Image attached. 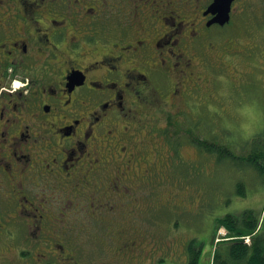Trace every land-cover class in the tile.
Returning <instances> with one entry per match:
<instances>
[{
    "label": "flooded vegetation",
    "instance_id": "af4514ba",
    "mask_svg": "<svg viewBox=\"0 0 264 264\" xmlns=\"http://www.w3.org/2000/svg\"><path fill=\"white\" fill-rule=\"evenodd\" d=\"M180 1L0 0V264H165L158 247L146 248L152 233L131 220L141 209L133 193L150 181L135 163L155 161L148 145L126 155L110 132L133 106L153 105L150 80L180 62L172 46L185 25L175 21ZM212 1L196 0L185 14L201 18L199 38L229 23H210ZM145 14L154 18L143 31ZM169 141L170 158L181 159ZM81 234L96 243L80 244Z\"/></svg>",
    "mask_w": 264,
    "mask_h": 264
},
{
    "label": "rangeland",
    "instance_id": "374dc122",
    "mask_svg": "<svg viewBox=\"0 0 264 264\" xmlns=\"http://www.w3.org/2000/svg\"><path fill=\"white\" fill-rule=\"evenodd\" d=\"M194 1L181 4L185 12L177 13L175 19L185 24L178 35L188 36L180 41L175 34L177 39H173L174 51L181 54L177 57L180 62H175L174 68L166 62L161 67L162 80H150L149 87L154 91L147 92L148 97L155 98L154 104L133 106V115L118 118V125L110 132L120 143H126V155L148 145L143 150L155 161L135 163L139 170L136 174H143L150 181L146 179L149 182L139 185L133 193L137 198L134 206L141 209L135 210L131 220L138 229L152 233L154 243L149 242L146 248L158 247L153 255L164 254L165 264H188L186 248L190 242L201 245L198 264H210L214 249L210 234L216 219L227 213L238 216L245 209L258 217L264 207V181L246 160L248 152L264 142V0H236L229 23L212 27L207 39L197 36L201 18L185 15L194 8ZM139 18L135 16L136 23ZM153 18L144 15L143 31ZM189 20L195 22L191 25L197 29L191 38L189 30L193 26ZM189 44L193 49L186 53L185 46ZM186 56L191 58L188 65H184ZM175 57L172 55L171 60L175 61ZM137 64L140 68L144 65L141 61ZM171 139L175 144L179 142L176 151H180L181 159L170 158L166 142ZM213 144L220 146L216 153L210 151ZM61 197L56 201L57 207L64 206ZM217 234L219 239L225 237L226 228L218 227ZM78 241L96 243L86 234H81ZM94 260L99 263L102 259ZM130 263L139 264V260ZM100 264L112 262L104 259Z\"/></svg>",
    "mask_w": 264,
    "mask_h": 264
},
{
    "label": "trees",
    "instance_id": "16d2710c",
    "mask_svg": "<svg viewBox=\"0 0 264 264\" xmlns=\"http://www.w3.org/2000/svg\"><path fill=\"white\" fill-rule=\"evenodd\" d=\"M169 143L175 148L179 144H175L174 139ZM256 146L258 147L248 152L246 160L264 181V142ZM219 148L220 146L215 147L213 144L210 151L216 152ZM206 149L208 150L207 147ZM259 214L258 217L254 216L250 209H245L238 216L227 213L222 219H216L212 236L210 235L211 245L214 246L210 264H264V207ZM221 226L226 228L227 235L215 241L218 236L217 228ZM246 238L249 240L246 241ZM186 251L188 264H198L201 245L193 246L190 242Z\"/></svg>",
    "mask_w": 264,
    "mask_h": 264
},
{
    "label": "water",
    "instance_id": "95a60500",
    "mask_svg": "<svg viewBox=\"0 0 264 264\" xmlns=\"http://www.w3.org/2000/svg\"><path fill=\"white\" fill-rule=\"evenodd\" d=\"M234 0H213L207 7L205 12H211L215 16L210 23L225 24L230 19L231 4Z\"/></svg>",
    "mask_w": 264,
    "mask_h": 264
},
{
    "label": "snow or ice",
    "instance_id": "6c2138e0",
    "mask_svg": "<svg viewBox=\"0 0 264 264\" xmlns=\"http://www.w3.org/2000/svg\"><path fill=\"white\" fill-rule=\"evenodd\" d=\"M248 111L251 114V109H249ZM244 123H245V126H246V124L248 123V120L246 119V121Z\"/></svg>",
    "mask_w": 264,
    "mask_h": 264
}]
</instances>
